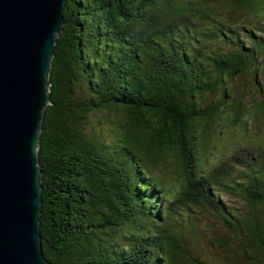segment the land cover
<instances>
[{"label":"trees","instance_id":"16d2710c","mask_svg":"<svg viewBox=\"0 0 264 264\" xmlns=\"http://www.w3.org/2000/svg\"><path fill=\"white\" fill-rule=\"evenodd\" d=\"M263 9L264 0H66L37 146L48 264H186L172 216L189 204L246 235V258L264 264V149L208 169L198 145L212 139L216 115L248 120L239 77L263 91ZM233 13L249 28L226 24L241 21ZM88 114L97 125H87ZM257 121L264 134L263 112ZM169 154L181 179L172 197L151 168ZM237 188L249 213L218 200Z\"/></svg>","mask_w":264,"mask_h":264},{"label":"water","instance_id":"95a60500","mask_svg":"<svg viewBox=\"0 0 264 264\" xmlns=\"http://www.w3.org/2000/svg\"><path fill=\"white\" fill-rule=\"evenodd\" d=\"M66 0H0V264H48L37 146Z\"/></svg>","mask_w":264,"mask_h":264},{"label":"rangeland","instance_id":"374dc122","mask_svg":"<svg viewBox=\"0 0 264 264\" xmlns=\"http://www.w3.org/2000/svg\"><path fill=\"white\" fill-rule=\"evenodd\" d=\"M232 15H234L232 17H236V19L242 18L241 21L234 23L231 18L226 17L224 21L226 24H231L236 27L244 26L246 28H249L251 25L250 22L245 20L243 14L233 13ZM258 17L263 22L262 25L264 26V9L258 14ZM242 31L243 29L241 28L239 34L245 37ZM212 43V46L216 45V48L221 50L218 46V41L215 40L212 41ZM225 49L224 51H226ZM247 81L248 77L246 76L239 77V79L236 80L238 87L236 97L237 99H242L244 107L249 106L250 113H248L247 116L248 120L243 114H240L241 118L234 125L232 121L234 117L233 114L229 116L227 113L223 112L218 115L221 116L220 120L217 119L218 116L216 115V119L212 121L211 125V128H213L212 133H214L212 134V139H214L209 140L208 136L202 135V138L198 142L200 159L204 161L208 169L213 168L218 161H223L227 158L230 159L235 153L237 154L240 152L239 155L246 157L254 155L253 158H255L256 147H261V150L264 149V134L259 131V123L257 121L258 114L260 112L264 113V106H262L260 112L256 114H254V111L251 112L253 109L256 110L258 104L262 105L264 102V78L262 80V93L251 88ZM98 118V116L88 114L85 116V122L88 126L90 123H93L95 126L97 125ZM243 118H245L246 121ZM242 148L245 150L243 149L242 151ZM155 166H151V168H153L154 175L157 179L160 178L163 182L161 183L162 185L164 184L163 186L167 196H175L176 193L180 191L181 179H179L176 164L172 161L171 155L169 154L168 161L157 163V166ZM235 166L239 169L244 168L237 163H235ZM244 170L250 174L248 167L244 168ZM247 180L248 178L243 182L245 186L248 185ZM245 193L255 194V190L252 189L251 191V189H249L246 190ZM218 200L238 213H249L251 210L250 205L238 188L233 190V192L221 191ZM178 207V214L172 216V222L182 231L183 241L185 242L184 248L187 256L186 264H199L197 260L202 261L203 264H250V260L246 258L243 247L240 244L247 239L246 235H244V237L237 236V234L229 229L206 205L196 206L189 204L188 206L180 205ZM224 240L230 242V249H227L224 243H222ZM247 252H249L248 249Z\"/></svg>","mask_w":264,"mask_h":264},{"label":"flooded vegetation","instance_id":"af4514ba","mask_svg":"<svg viewBox=\"0 0 264 264\" xmlns=\"http://www.w3.org/2000/svg\"><path fill=\"white\" fill-rule=\"evenodd\" d=\"M187 163H189V160H187Z\"/></svg>","mask_w":264,"mask_h":264}]
</instances>
